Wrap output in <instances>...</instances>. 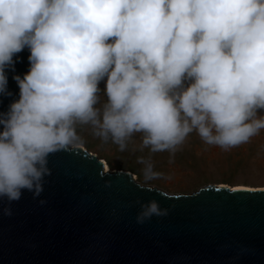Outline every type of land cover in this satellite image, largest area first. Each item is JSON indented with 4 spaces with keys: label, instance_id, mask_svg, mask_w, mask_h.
Instances as JSON below:
<instances>
[{
    "label": "clouds",
    "instance_id": "obj_1",
    "mask_svg": "<svg viewBox=\"0 0 264 264\" xmlns=\"http://www.w3.org/2000/svg\"><path fill=\"white\" fill-rule=\"evenodd\" d=\"M25 48L19 98L0 112L7 216L22 190L44 191L79 126L122 152L138 141L145 181L162 175L151 154L174 156L193 132L229 150L264 130V0H0V97ZM135 203L139 224L171 211Z\"/></svg>",
    "mask_w": 264,
    "mask_h": 264
},
{
    "label": "water",
    "instance_id": "obj_2",
    "mask_svg": "<svg viewBox=\"0 0 264 264\" xmlns=\"http://www.w3.org/2000/svg\"><path fill=\"white\" fill-rule=\"evenodd\" d=\"M29 55L17 54L8 72L13 95L0 97V112L19 98L12 77L29 71ZM48 166L44 191L34 198L22 190L12 216L0 199V264H264V187L142 189L131 172L107 170L81 146L50 154ZM153 199L170 214L137 223L135 202Z\"/></svg>",
    "mask_w": 264,
    "mask_h": 264
},
{
    "label": "rangeland",
    "instance_id": "obj_3",
    "mask_svg": "<svg viewBox=\"0 0 264 264\" xmlns=\"http://www.w3.org/2000/svg\"><path fill=\"white\" fill-rule=\"evenodd\" d=\"M106 83L102 81L100 88ZM102 99L106 96L101 93ZM83 142L81 146L107 162L110 171L131 172L142 184H150L170 194H189L209 184L229 186L264 187V130L248 142L229 150L205 144L193 132L179 147L174 156L169 152L152 153L155 170L162 175L145 181L138 162L140 155H149L148 150H138V141L125 151L111 141L105 142L95 137L88 126H79Z\"/></svg>",
    "mask_w": 264,
    "mask_h": 264
},
{
    "label": "bare ground",
    "instance_id": "obj_4",
    "mask_svg": "<svg viewBox=\"0 0 264 264\" xmlns=\"http://www.w3.org/2000/svg\"><path fill=\"white\" fill-rule=\"evenodd\" d=\"M105 165H106L107 170H109V166H108L107 162H105ZM135 178H137V177L135 176Z\"/></svg>",
    "mask_w": 264,
    "mask_h": 264
}]
</instances>
